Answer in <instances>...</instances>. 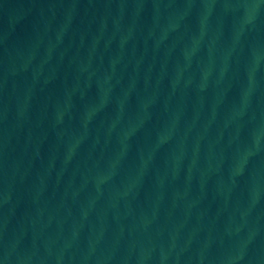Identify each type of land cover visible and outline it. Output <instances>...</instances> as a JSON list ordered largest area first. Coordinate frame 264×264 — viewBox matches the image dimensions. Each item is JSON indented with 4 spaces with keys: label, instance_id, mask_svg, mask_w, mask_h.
Instances as JSON below:
<instances>
[{
    "label": "water",
    "instance_id": "water-1",
    "mask_svg": "<svg viewBox=\"0 0 264 264\" xmlns=\"http://www.w3.org/2000/svg\"><path fill=\"white\" fill-rule=\"evenodd\" d=\"M0 264H264V0H0Z\"/></svg>",
    "mask_w": 264,
    "mask_h": 264
}]
</instances>
